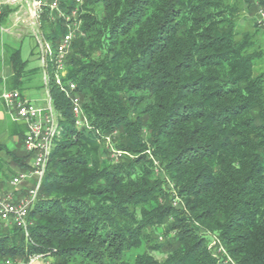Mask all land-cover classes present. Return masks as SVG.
<instances>
[{
  "label": "trees",
  "instance_id": "trees-1",
  "mask_svg": "<svg viewBox=\"0 0 264 264\" xmlns=\"http://www.w3.org/2000/svg\"><path fill=\"white\" fill-rule=\"evenodd\" d=\"M82 8L67 79L91 127L76 125L70 98L51 84L62 133L29 234L0 228V259L219 264L209 247L216 235L236 264H264V24L254 16L264 0H85ZM243 11L253 31L239 29ZM44 30L55 44L67 28L45 13ZM6 53L0 70L5 60L10 87L21 90L28 60L21 47ZM115 133L129 155L109 163L101 142ZM3 151L30 168L32 154Z\"/></svg>",
  "mask_w": 264,
  "mask_h": 264
},
{
  "label": "built area",
  "instance_id": "built-area-1",
  "mask_svg": "<svg viewBox=\"0 0 264 264\" xmlns=\"http://www.w3.org/2000/svg\"><path fill=\"white\" fill-rule=\"evenodd\" d=\"M85 0H0V43L2 58L6 43L4 36L29 34L33 39L32 52L44 70L43 83L47 88V100L39 105L27 98L19 89H3L0 99L10 110H16V120L26 125L23 148L32 154L30 168L20 171L11 180L15 188L26 181H33L27 193L16 198L13 191L0 192V228L16 225L29 234L28 215L39 197L55 140L61 136V113L56 109L50 91L51 84L58 85L70 98L76 125L91 127L82 106V99L76 92V83L68 80V58L77 36L84 35L83 6ZM52 23L63 22L67 31L57 43L49 39L44 30V15ZM259 22L264 24V9L259 11ZM2 17V18H1ZM110 139V136H107ZM125 151L116 150L118 156ZM176 203V202H175ZM209 247L219 264H236L216 235L210 236ZM52 257L33 254L25 264H52ZM5 264H11L6 260Z\"/></svg>",
  "mask_w": 264,
  "mask_h": 264
},
{
  "label": "rangeland",
  "instance_id": "rangeland-1",
  "mask_svg": "<svg viewBox=\"0 0 264 264\" xmlns=\"http://www.w3.org/2000/svg\"><path fill=\"white\" fill-rule=\"evenodd\" d=\"M256 18H258L259 20V16L258 14L254 15ZM251 21H252V16L249 12L247 11H243L241 14H240V17H239V24H240V30L241 31H244V30H252V25H251ZM262 30H260L258 32V38L260 41H262V45L264 47V29L261 28ZM4 42L6 44H8V46L10 45V43H13L14 45H17V46H20L22 48V55H23V58L28 60V68H35L36 71L33 75V80L35 83H37L39 86L37 88H34V92L35 93H38V95H41L43 98H47V88L44 86V83H43V77H44V70L43 68L41 67V63L40 61L33 57L32 54H31V51H32V47H33V39L32 37L29 35V34H25L23 39L21 41H16V42H11L10 41V38L8 35H5L4 36ZM7 45L5 46V54L3 55V57L5 58L6 56V48L8 47ZM11 47V46H10ZM2 52H0V56H2ZM2 71H3V64H2V68L0 70V76L2 75ZM28 72V71H27ZM1 79H2V76H1ZM43 83V85H42ZM117 136V134H113L112 136H110V139H108L106 137L105 141H102L101 142V153H100V156H101V159L105 160V161H108L109 163H113V162H118L120 160H122L124 158V156H126L128 153H123L122 156H118L116 154V150H119L118 148H116L115 146V143H114V140L113 138ZM4 152V151H3ZM1 152L0 153V156L1 154L3 153ZM16 153V151H13ZM18 154V153H17ZM129 155V154H128ZM11 157V156H9ZM12 158V157H11ZM9 159V158H8ZM3 160V159H2ZM155 168H156V172L163 177V179L166 181V184L168 186H171L172 183L167 175V173L165 172V170L160 166V164H158V162H155ZM22 169H20L21 171ZM17 174V171L14 170L13 168L9 167L7 170L4 171V174L2 176V181H0V188L1 186L5 187L6 183L9 182L13 176H16ZM25 186V183L22 184V186L20 188H12L11 190L16 193V195L20 194L18 198H21L22 196H24V193L26 194V190L24 188ZM2 187V188H3ZM173 187V186H172ZM1 191V190H0ZM15 196V195H14ZM172 197V203L174 204V206L178 207V208H181L182 205L180 204L179 199L177 197L174 196V192L173 194L171 195ZM175 197V198H174ZM17 198V199H18ZM176 202V203H175ZM1 228H7L6 226H3ZM143 252V249H140V250H132L128 253L129 257H132L138 253H141ZM154 254L162 259L164 256H165V253H161V252H158V251H155ZM52 260L54 261L53 263L55 264V260L54 258H52ZM0 264H5V261H2V259H0ZM11 264H22V262H19V261H11Z\"/></svg>",
  "mask_w": 264,
  "mask_h": 264
},
{
  "label": "crops",
  "instance_id": "crops-1",
  "mask_svg": "<svg viewBox=\"0 0 264 264\" xmlns=\"http://www.w3.org/2000/svg\"><path fill=\"white\" fill-rule=\"evenodd\" d=\"M25 34H18L15 36H9L11 42L21 41L23 39ZM8 46V44H6ZM11 47H20L17 45H14L13 43H10ZM5 54V53H4ZM31 54L33 57L36 58V56L31 51ZM3 59H5L3 57ZM29 65V63H28ZM28 72L25 76V81L23 82L21 92L30 100L33 102H36L39 105L45 104L47 98H43L41 95H38V93L34 92V88H37L39 85L34 82L33 75L36 71L35 68H27ZM11 68L10 65L5 62H3V71H2V80L0 81V95L3 89H12L9 84V79L11 77ZM43 85V83H42ZM15 89V88H13ZM16 110H10L5 103L0 99V144L4 145L6 148H8L10 151H16V153H23L25 152L23 148V138L26 132V125L16 120ZM1 157L3 159V166L0 171V181H2V176L4 174V171L7 170L9 167L13 168L17 171V173L20 172V165L15 163V160L9 157V155L4 151L1 154ZM9 158V159H8ZM32 159L29 160V165H31ZM22 171V170H21ZM17 175V174H16ZM10 180V179H9ZM33 185V181H26L25 182V190L26 193L28 191V188H30ZM1 186L0 192H7L12 191L11 189L14 188L11 184V180L6 183L5 187ZM15 197L18 198L19 195L14 193ZM25 195V193H24Z\"/></svg>",
  "mask_w": 264,
  "mask_h": 264
}]
</instances>
